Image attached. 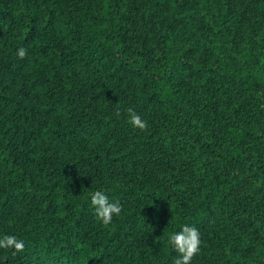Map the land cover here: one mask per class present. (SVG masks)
Wrapping results in <instances>:
<instances>
[{
  "label": "trees",
  "instance_id": "16d2710c",
  "mask_svg": "<svg viewBox=\"0 0 264 264\" xmlns=\"http://www.w3.org/2000/svg\"><path fill=\"white\" fill-rule=\"evenodd\" d=\"M185 224L264 264V0H0V264H173Z\"/></svg>",
  "mask_w": 264,
  "mask_h": 264
},
{
  "label": "clouds",
  "instance_id": "9594fccd",
  "mask_svg": "<svg viewBox=\"0 0 264 264\" xmlns=\"http://www.w3.org/2000/svg\"><path fill=\"white\" fill-rule=\"evenodd\" d=\"M26 54V49L23 47L17 50V55L21 59L25 58ZM128 118L134 129L144 130L147 126L146 121L131 108L128 109ZM90 199L96 220L104 226L110 225L113 222V217H118L122 211L120 204L111 202L108 195L101 190L95 191ZM167 243L176 254L173 264H192L194 257L200 252L201 233L198 228L185 224L179 231L169 234ZM24 248V241L16 235L9 234L0 237V250H10L15 255L23 252Z\"/></svg>",
  "mask_w": 264,
  "mask_h": 264
}]
</instances>
